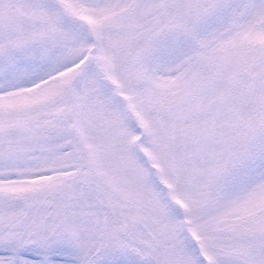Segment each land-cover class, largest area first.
Instances as JSON below:
<instances>
[{
  "label": "snow or ice",
  "instance_id": "snow-or-ice-1",
  "mask_svg": "<svg viewBox=\"0 0 264 264\" xmlns=\"http://www.w3.org/2000/svg\"><path fill=\"white\" fill-rule=\"evenodd\" d=\"M0 264H264V0H0Z\"/></svg>",
  "mask_w": 264,
  "mask_h": 264
}]
</instances>
